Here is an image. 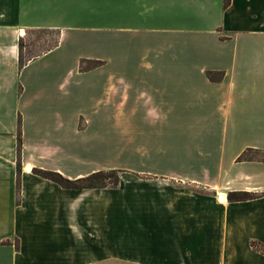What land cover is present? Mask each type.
I'll return each instance as SVG.
<instances>
[{
  "label": "crops",
  "instance_id": "0c3cea01",
  "mask_svg": "<svg viewBox=\"0 0 264 264\" xmlns=\"http://www.w3.org/2000/svg\"><path fill=\"white\" fill-rule=\"evenodd\" d=\"M34 28L58 45L20 68ZM88 30L105 37L83 47ZM248 148L264 150V0H0V264H264Z\"/></svg>",
  "mask_w": 264,
  "mask_h": 264
},
{
  "label": "trees",
  "instance_id": "16d2710c",
  "mask_svg": "<svg viewBox=\"0 0 264 264\" xmlns=\"http://www.w3.org/2000/svg\"><path fill=\"white\" fill-rule=\"evenodd\" d=\"M230 0H223V3L225 6L229 4ZM39 30L42 32H47V33H53L55 35V38L52 40V42L48 43V41L44 40L43 46L36 50V51H29L27 54L24 55L23 53V36L19 37L18 40V46H19V67L24 66L30 59L54 48L55 46L58 45L59 42V30L58 29H49V28H34V29H28L25 33V35L29 31H35ZM100 64L99 60H91V59H82L80 61V69L86 70V69H91L93 67H96ZM208 76L211 79L216 78V75H214L212 72H208ZM19 141H20V132H19ZM248 151H255L258 154H261V157H255V156H249L247 154ZM263 159L264 160V150H251V148L246 149L244 152H242L238 156V160H250V159ZM20 167V164L18 163V169ZM33 172L39 176H42L44 178L50 179L57 184L61 185L62 187L66 188H93V187H107L111 186L114 187L118 185L119 183V169H111V170H98L91 172L90 174H87L85 176H80L77 178H68L64 175H62L59 172L52 171V170H43V169H38V168H33ZM251 195L247 192H242V191H233L229 192L227 194L228 200H244L248 199ZM252 247L255 249L264 252V248L259 242L252 241L251 242Z\"/></svg>",
  "mask_w": 264,
  "mask_h": 264
},
{
  "label": "rangeland",
  "instance_id": "374dc122",
  "mask_svg": "<svg viewBox=\"0 0 264 264\" xmlns=\"http://www.w3.org/2000/svg\"><path fill=\"white\" fill-rule=\"evenodd\" d=\"M99 19L101 22H97V25L105 24V18H99ZM88 23H91V22H88ZM101 32L102 31L93 32L92 30H88L87 32H82L81 36L78 38V42L81 43L83 47H85L87 46L88 42L90 43L92 40L105 37V34ZM23 38H24L23 39V44H24L23 53L25 55L30 50L34 52L40 49L43 46L44 40L45 41L47 40L48 43L52 42V40L55 38V35L53 33H47V32H42L39 30H35V31H29L26 35H23ZM79 68H80V62H79ZM78 126L79 127L83 126L82 118L78 120ZM247 154L249 156L261 157V154H258L255 151H248ZM119 163H122V162H119Z\"/></svg>",
  "mask_w": 264,
  "mask_h": 264
},
{
  "label": "bare ground",
  "instance_id": "6f19581e",
  "mask_svg": "<svg viewBox=\"0 0 264 264\" xmlns=\"http://www.w3.org/2000/svg\"><path fill=\"white\" fill-rule=\"evenodd\" d=\"M22 32V31H21ZM26 166V165H25ZM221 196V195H220ZM224 197H225V195H224Z\"/></svg>",
  "mask_w": 264,
  "mask_h": 264
}]
</instances>
